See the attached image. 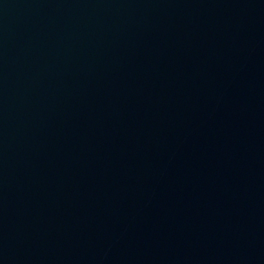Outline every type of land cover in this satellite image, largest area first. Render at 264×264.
<instances>
[{
    "label": "water",
    "instance_id": "95a60500",
    "mask_svg": "<svg viewBox=\"0 0 264 264\" xmlns=\"http://www.w3.org/2000/svg\"><path fill=\"white\" fill-rule=\"evenodd\" d=\"M189 0H0V193L77 101Z\"/></svg>",
    "mask_w": 264,
    "mask_h": 264
}]
</instances>
